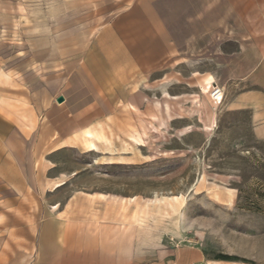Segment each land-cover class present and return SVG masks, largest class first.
<instances>
[{"label": "rangeland", "instance_id": "1", "mask_svg": "<svg viewBox=\"0 0 264 264\" xmlns=\"http://www.w3.org/2000/svg\"><path fill=\"white\" fill-rule=\"evenodd\" d=\"M131 1L0 0V108L18 128L37 132L99 28ZM251 34L264 41L263 28L209 30L133 77L130 92L98 94L112 107L73 145L40 147L26 178L33 200H0V264H40L31 252L48 215L111 264H264V141L235 107L250 86L229 69Z\"/></svg>", "mask_w": 264, "mask_h": 264}, {"label": "crops", "instance_id": "2", "mask_svg": "<svg viewBox=\"0 0 264 264\" xmlns=\"http://www.w3.org/2000/svg\"><path fill=\"white\" fill-rule=\"evenodd\" d=\"M259 5L258 0H132L99 28L86 54L61 82L56 102L51 101L43 111L37 132H24L7 116L6 109L0 108V200H33L27 189H35V182L29 187L31 182L26 180L32 172L31 159L39 156L40 147L46 148L45 154H51L73 145L74 135L81 132L82 138L83 132L93 128L90 126L104 108L112 107L110 100L98 94L130 92L133 77L152 73L211 29H264ZM232 12L238 17L228 25L227 16ZM253 35H249V41L248 37L236 40V49L230 54L236 57L235 66L229 69L231 77L250 86L237 94L235 107L250 110L253 135L264 141V64L259 65L258 57L259 45L264 41ZM225 57L218 55L217 60L222 62L227 60ZM222 66L227 68V64ZM59 96L63 97L61 102H57ZM63 220H51L49 215L42 220L37 247L31 252L36 262L114 261L110 260L114 256L104 254L98 247H83L77 238L79 245L72 244ZM127 253L131 254L130 248Z\"/></svg>", "mask_w": 264, "mask_h": 264}, {"label": "bare ground", "instance_id": "3", "mask_svg": "<svg viewBox=\"0 0 264 264\" xmlns=\"http://www.w3.org/2000/svg\"><path fill=\"white\" fill-rule=\"evenodd\" d=\"M217 92L220 93L219 90H218ZM213 96H214V95H213ZM219 100H220L219 98H215V101H216V102H219ZM61 184H62V183H56V184H55V187H58V186H60ZM181 198H182V197H181ZM173 199H174V198H173ZM175 199H176V201H177L178 198H175ZM162 200H163V198H162ZM166 200H167V199H166ZM163 201H164V200H163ZM161 202H162V201H161ZM161 202H160V203H161ZM166 202H167V201H166ZM175 203H176V202H175ZM171 204H173V203H171ZM168 205H169V204H168ZM176 205H177V204H176ZM178 209H179V208H178Z\"/></svg>", "mask_w": 264, "mask_h": 264}, {"label": "trees", "instance_id": "4", "mask_svg": "<svg viewBox=\"0 0 264 264\" xmlns=\"http://www.w3.org/2000/svg\"><path fill=\"white\" fill-rule=\"evenodd\" d=\"M218 258L222 259V260H230L231 256H227V255H220L218 256Z\"/></svg>", "mask_w": 264, "mask_h": 264}, {"label": "water", "instance_id": "5", "mask_svg": "<svg viewBox=\"0 0 264 264\" xmlns=\"http://www.w3.org/2000/svg\"><path fill=\"white\" fill-rule=\"evenodd\" d=\"M63 100V97L62 96H59L58 98H57V102H61Z\"/></svg>", "mask_w": 264, "mask_h": 264}]
</instances>
